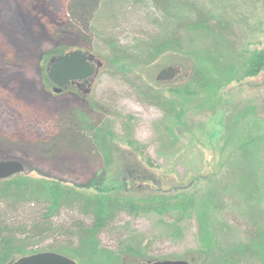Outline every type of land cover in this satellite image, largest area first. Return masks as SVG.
Returning a JSON list of instances; mask_svg holds the SVG:
<instances>
[{"label": "rangeland", "instance_id": "obj_1", "mask_svg": "<svg viewBox=\"0 0 264 264\" xmlns=\"http://www.w3.org/2000/svg\"><path fill=\"white\" fill-rule=\"evenodd\" d=\"M72 1L0 0V162H18L24 170L0 180H14L0 185V264L47 252L72 256L77 264H226L220 251L247 243L243 179L258 192L257 201L250 197L248 204L264 227V71L245 77L246 60L264 52V0H190L200 14L228 21L234 43L223 60L232 65L229 74L203 61L225 87L192 99L171 90L189 81L196 56L216 48L210 38L191 37L184 53L171 50L147 63L129 58L115 64L112 44L136 53L138 41L158 33L144 20V9L131 1ZM156 16H163L161 8ZM198 49L204 55H196ZM75 51L103 65L91 93L53 94L51 59ZM169 67L181 70L178 78L157 82ZM145 87L183 110L181 126L168 122L171 134L164 130V113L143 100ZM74 119L86 130H99L108 154L89 135L75 132ZM238 142L257 143L253 154L242 155ZM113 188L136 205L149 195L186 188L220 200L233 213L208 214L223 249L202 248L201 218L207 216L175 222L135 215L114 202L116 195H103ZM85 215L106 219L107 226Z\"/></svg>", "mask_w": 264, "mask_h": 264}, {"label": "trees", "instance_id": "obj_2", "mask_svg": "<svg viewBox=\"0 0 264 264\" xmlns=\"http://www.w3.org/2000/svg\"><path fill=\"white\" fill-rule=\"evenodd\" d=\"M94 1L100 3L101 5L105 0ZM120 1H131L133 6L144 9L146 13V15H144V20L148 23L149 21H152L153 23L151 22L149 24L154 26L158 33L155 34L156 36L146 35L141 41H138L139 44L136 48V53L125 52L124 49L123 51L118 50L117 47H115V44H112L111 55H114V59H116L114 61L115 64H120L121 62H124V59L129 58L135 59L142 63H147L152 60H156L160 55L171 50L184 53V51L189 48V46L185 47V44L188 41H191V37L204 35L214 42V46L216 48L213 47L206 56H196L198 64H195L189 81L177 89H172L171 93L187 99H192L201 94H213L218 89L225 87L222 86V82L220 80H216L210 70L206 71L203 68V61L206 60L207 62L211 63L214 68L217 66L218 70H221L222 76H225L232 71L231 64L225 65L223 63L224 56L227 54L226 51H230V54L231 52H234V43L231 41L233 34L231 25L228 21H225L213 14H200L198 11H196L194 3L190 0ZM160 8L161 14L163 16L157 18L156 11H160ZM85 17H88V15ZM191 42L193 43V40ZM196 55H204L203 49H198V53H196ZM120 70L122 73L129 72V70L125 69L124 67H121ZM263 71L264 52L253 54L246 60V78L257 77ZM50 88H52V85H50ZM141 92L142 93H139L146 103L158 107L164 113L165 122L167 123L164 127V130L167 133H172V128L168 125V122L173 121L176 125L181 126L184 118L183 110L177 109L170 99L157 92H154V90L149 87L142 88ZM73 121L74 124L71 125L77 134L89 135V137L95 143L96 149L102 154H108L109 149L107 144L101 142L99 130L94 129L93 127H90V129L88 128V130H86L85 127L79 123V121L76 119ZM87 122L90 124L88 120ZM253 144L257 143H252V145ZM252 145L249 142H243L240 146V143L238 142V151L242 153V155H252L253 153L250 151ZM257 162H259V158L257 159ZM125 179L126 178H124L122 181L123 184L125 183ZM13 182L14 180L11 182H0V185H10ZM240 183L241 185L239 191L241 192V199L248 206V212H245V219L243 221L245 222L247 229V243L243 245L237 244L229 246L228 248L221 250L219 255L221 258L227 259L226 264H264V227L259 223L258 220L254 219L255 209L252 213H250L252 209H250L248 204V199L250 197L251 201L253 199L257 201L256 197L258 192H254L253 189L255 187H253L248 179H243ZM55 189L58 190L59 187L56 185ZM102 192L105 196L116 195V200H114V202H118L120 206H123L122 204H124L125 206L130 207L135 215L156 214L163 218H176L175 222L191 216L193 217L198 213H200L201 217L207 216L206 220L201 218L203 224L201 226L202 248L205 250L204 252H211L214 250L219 251L217 250L219 248L223 249L221 244L217 242L213 235L215 234L213 229L214 226L211 224L210 216L208 214L209 212L226 213L227 211H230L231 208L226 207L220 200L217 202L211 197L208 199L204 198L198 194L197 190L193 188H186L181 189L176 193L159 192L149 195L142 199L141 203L136 205L130 201L134 198H128L126 200L121 199L119 194L122 192H119L117 188H113L112 190H104ZM199 203L205 204L207 207L203 206V208H200ZM254 208H257V203L254 204ZM85 216L89 217L90 219L92 218L96 225L98 224L100 227L107 226L106 219H100L98 221L94 217H90L88 215ZM239 218L241 219L243 216H239ZM79 227H83V225L80 224L77 226V228ZM70 257L72 256H69V258Z\"/></svg>", "mask_w": 264, "mask_h": 264}, {"label": "water", "instance_id": "obj_3", "mask_svg": "<svg viewBox=\"0 0 264 264\" xmlns=\"http://www.w3.org/2000/svg\"><path fill=\"white\" fill-rule=\"evenodd\" d=\"M94 59L89 58L87 54L81 51H75L69 54H65L61 57L53 58L50 61V67L48 69L49 79L55 84L58 89L54 90L55 94L60 93V89H65L68 85L77 81L83 82L90 78L95 77L98 71L102 68V63L96 62L97 70L94 68ZM180 75V69L175 67H169L162 70L157 75V82L169 83L176 80ZM23 167L20 163L14 161L0 162V180L7 179L15 174L23 172ZM13 264H77L75 260L68 258L64 255L47 252L40 253L31 256H25ZM148 264H189L185 261H167L156 262Z\"/></svg>", "mask_w": 264, "mask_h": 264}, {"label": "flooded vegetation", "instance_id": "obj_4", "mask_svg": "<svg viewBox=\"0 0 264 264\" xmlns=\"http://www.w3.org/2000/svg\"><path fill=\"white\" fill-rule=\"evenodd\" d=\"M89 58H93L95 61H94V68L97 70V64L96 62H99L98 60H96V58L92 57L91 55H88ZM103 67V66H102ZM102 69V68H101ZM101 69L99 71H101ZM94 78V77H93ZM93 78H90L88 79L87 81H83V82H75V83H72L70 85H68L67 88L65 89H60V93L59 94H56L58 96H62V95H65L69 90H74L75 92H79L80 94L82 95H89L93 89V85L91 86V83H92V79ZM52 89H53V94L54 93V90L55 89H58V87L55 85V84H52ZM59 90V89H58Z\"/></svg>", "mask_w": 264, "mask_h": 264}]
</instances>
